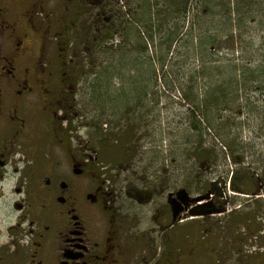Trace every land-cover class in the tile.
<instances>
[{
  "label": "flooded vegetation",
  "instance_id": "af4514ba",
  "mask_svg": "<svg viewBox=\"0 0 264 264\" xmlns=\"http://www.w3.org/2000/svg\"><path fill=\"white\" fill-rule=\"evenodd\" d=\"M114 1L0 0V264H264V195L248 211L214 195L216 212L178 220L170 190L146 221L148 185L87 154L79 84Z\"/></svg>",
  "mask_w": 264,
  "mask_h": 264
},
{
  "label": "rangeland",
  "instance_id": "374dc122",
  "mask_svg": "<svg viewBox=\"0 0 264 264\" xmlns=\"http://www.w3.org/2000/svg\"><path fill=\"white\" fill-rule=\"evenodd\" d=\"M133 1H114V7L122 14V22L128 18L126 12L137 15L135 6L138 5L134 6ZM251 6L248 9L252 15L247 21L250 32L244 30L238 34L239 39L228 43L231 45L221 46L217 57H222L223 63L229 58L244 63L238 57L242 55L241 47L247 40L254 39L257 56L245 69L259 70L261 73L257 75L262 77L251 84L246 94L241 92L235 104L232 99L227 100L229 104H220L213 111L212 122L201 120L206 125L202 124L200 129L193 127L196 118L191 114L190 100L196 98L195 90L193 95L185 91L189 83L186 79L180 81L181 84L174 81L169 89L158 81L153 89L147 55L140 51L141 47L134 46L133 40L128 41L134 33H128L126 22L122 26L116 20L113 43L104 44L98 65L82 73L84 79L79 84L77 108L84 120L80 134H88L93 140V150H88L87 154L96 157L100 165L113 174L148 185L152 200L144 208L146 221L150 219V209L165 202L168 191L183 188L193 196L202 195L218 176L231 185L232 173L236 175L240 169V175L247 174L251 183L241 191L231 187L228 196L235 199L230 208L241 206L238 210L248 211L255 199L264 195V25L260 24L264 19V12L260 13L264 11V0H254ZM196 59L191 67L198 68L204 62L199 56ZM218 62L220 64V60ZM106 79L111 85L109 89L102 83ZM198 81L204 85L216 84V80L208 76ZM180 86L182 89H178ZM203 90L204 86H200L199 99L204 97ZM113 146L121 149L120 154L116 148L112 150ZM197 147L201 151L210 150L215 156L207 160L199 158L194 154ZM230 152L235 155L233 159ZM245 201L250 202L244 205ZM260 202L264 206V198Z\"/></svg>",
  "mask_w": 264,
  "mask_h": 264
},
{
  "label": "trees",
  "instance_id": "16d2710c",
  "mask_svg": "<svg viewBox=\"0 0 264 264\" xmlns=\"http://www.w3.org/2000/svg\"><path fill=\"white\" fill-rule=\"evenodd\" d=\"M253 1L134 0V6L137 3L139 7L135 6L137 15L133 14L132 11L126 14L128 18L125 20V28L129 34L134 33L132 38L129 36L128 41L133 40L134 46L136 44L141 47L140 51L147 55L153 89L158 86V81L165 83L169 89L174 81L181 84L180 81L186 79L189 83H187L185 91L188 90L193 95L195 90L194 96L196 98L193 101L190 100L193 107H191V114L193 118H196L193 122L194 128H201L204 124L201 120H206L207 123L208 121L212 122V117L215 115L213 111L220 104L231 103L227 101L228 99H232L235 104L240 97V93L244 92L246 94L251 84L262 77L257 75L261 73L259 70L245 69L246 64L255 60L257 56L258 49L254 46V39L247 40V44L242 45L243 48L241 44H238L242 50V55L238 57L244 63L235 62L237 58H229L223 63L221 62L223 58L217 57L221 51L219 50L221 46L239 39L238 34L244 32V30L247 33L250 32L251 28L247 25V21L250 19L252 12L248 8L252 7ZM263 12L260 11V13ZM128 13H131V15ZM115 20L119 21V25L123 26L125 24V22H122L121 13H117ZM263 23L264 19L260 21L262 26ZM114 26L110 29L112 32L109 33V37L104 40L106 46L110 44L108 40L112 41L114 39L113 34L115 32L113 31L116 30L117 25ZM233 31H236V34ZM197 56L204 62L198 68L191 67L192 62L197 61ZM161 72H163L162 75ZM207 76L211 77V80H216V84L204 85V82L198 81ZM216 76L217 78H215ZM120 78L122 79L121 76ZM108 82V79L102 81L109 89L111 85ZM200 86H204V97L202 99L197 96L200 93L198 92ZM182 87L180 86L178 89H182ZM136 89L137 92L140 91L138 86H136ZM150 92L147 93L148 96L151 95ZM167 92L169 93L168 90ZM183 96L186 98V92ZM206 129H209V127ZM115 148L120 154L121 149L118 146H113L112 150H115ZM201 150L200 147L195 149L194 154L199 158L207 160L215 156L214 152L210 150ZM230 153L233 159L235 155L233 152ZM194 154L192 157H194ZM240 170L236 175L232 173L231 187L233 189L237 187L241 191L244 186H250L251 178L247 174L240 175Z\"/></svg>",
  "mask_w": 264,
  "mask_h": 264
},
{
  "label": "water",
  "instance_id": "95a60500",
  "mask_svg": "<svg viewBox=\"0 0 264 264\" xmlns=\"http://www.w3.org/2000/svg\"><path fill=\"white\" fill-rule=\"evenodd\" d=\"M213 186H217L218 190H215ZM211 189L208 190L206 194L190 197L188 192L185 189H177L176 192L168 194V201L171 205V210L174 213V218L179 215V219L183 216V219H188L189 217H199V216H208L216 212L215 210L210 209V204L212 203V197L214 195H220L221 197H228V187L227 182L224 177L218 176L215 181L211 182ZM230 190V189H229ZM183 196V198L181 197ZM175 197V198H174ZM185 201V207H177L179 200ZM186 200H188L186 202ZM176 204V205H174ZM227 211V209L220 210V212ZM183 212V213H182ZM217 210V213H220Z\"/></svg>",
  "mask_w": 264,
  "mask_h": 264
}]
</instances>
